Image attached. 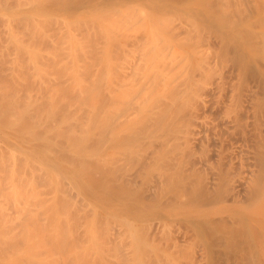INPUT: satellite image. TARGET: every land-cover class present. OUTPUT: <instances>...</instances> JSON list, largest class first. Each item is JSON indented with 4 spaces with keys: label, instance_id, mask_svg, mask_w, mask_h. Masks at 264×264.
<instances>
[{
    "label": "bare ground",
    "instance_id": "obj_1",
    "mask_svg": "<svg viewBox=\"0 0 264 264\" xmlns=\"http://www.w3.org/2000/svg\"><path fill=\"white\" fill-rule=\"evenodd\" d=\"M37 1H39V0H37ZM42 1H44V5H47V6L52 5V4H56L57 6H59V4L61 5V4L65 3L67 0H41V2ZM100 1L101 2H99V1L97 2V0H75L72 3H74L73 5L76 7H73L71 5L72 3L70 4L71 5L70 7H72L71 9H72V11H74L73 9H75V8L79 9L80 7H77V5H79V4L83 5V2L84 3H86V2L90 3L91 2L92 5H95L96 3H98V4L101 3L103 5V2L105 0H100ZM111 1L112 2L115 1V3H120V2H126L127 0L126 1L125 0H122V1L118 0L119 2L116 0H114V1L110 0V3L112 4ZM130 1H128V3L130 2V4H131L135 0L134 1L130 0ZM139 1H141V0H139ZM150 1H152V0H150ZM159 1H161V0H159ZM159 1L156 3L160 4ZM164 1H167V0H164ZM164 1L161 2L160 6L163 5L164 3L165 4L171 3V0H170V2H169V0H168V2H164ZM172 1L173 2L169 6H168V4L166 6L170 8L171 5L178 3L177 6L181 7L180 2H178L177 0H175V2H174V0H172ZM144 2H142L141 4L145 6V4H147L148 0H146V3H144ZM181 2L186 3L187 1L181 0ZM106 3H108V6L111 5V4H109V0ZM135 3L136 2H134V4H132V5H130V7L134 6ZM153 3H154V1H153ZM185 3L182 4L183 8L181 7V9H179L180 7L178 8V7L172 6L171 9L166 8L167 11L164 9L166 12L163 11L164 15L167 12L168 13L173 12V14L170 13V15L171 14L173 15V16L171 15V17L173 19L172 18L169 19V20H172V22H174L173 20L180 21L179 24L178 23L176 24V22H174L176 25L175 24L172 25L171 21H170L171 24L168 22V25L170 28L171 27L173 28V26H175L174 27L175 29H172V30H174V32L170 28H168V26L166 25L167 23L164 22V17H165V19L170 18L169 15H168L169 17L168 16L166 17V15L165 16L163 15V17H162L161 16L162 14H161L160 17L162 19H159L157 17V15L159 14L158 11L160 10L159 9L160 7L158 8L159 10H157L158 14L157 13L155 14L153 12V11L156 12L155 9H157V6L159 4L154 6L155 3L152 4V2H148L149 5L148 4L146 5V7L148 6L147 9L150 8V9H148L147 13L150 14L151 17L154 16V17H152V20H154V21L157 20L156 23L154 22L155 24H149L152 20H150L151 18L149 19V16L145 12V11H147V9L144 6L142 7L141 5H139L140 2H139V4H137V5L141 6V7L138 6V9H136L137 6L132 7V8H135V9H132V10H135V12L137 10H139V12L137 11L136 14L139 13L140 14L139 17H141V18L144 16L143 17L144 19L142 18L143 20H145L146 15H147V18L150 20V21L146 20V21L142 22L140 20V18L138 17V15L134 14V15H136L135 16L136 19L138 17L140 20V23L142 24L141 25L139 22L138 23L134 22L135 25L139 24L143 27L145 26L146 29L151 31L150 27L149 28L146 27L147 26L146 22H147V24H149V26L151 25L152 31H154L155 28L157 29V27H158V29L160 28L159 30L163 32V33L161 32L163 35L161 33H160L161 35H159L158 31H156V30H155V32L157 34L156 33L155 34L160 36L161 39L158 38L159 36H157V38L160 40V42H161V40H163L162 44L164 45V47L161 46L162 44H160V42L158 44L161 47H158V44H154V46L151 45L150 47L147 45L148 46L147 47L146 42H145V45L143 44L142 47L140 48V39L135 37V38H132L131 40H129L128 35H126V34H125V36L122 35V37L124 38L125 44L121 45L120 47H117L118 50H116V53L114 52L116 54V57H114L115 55L112 54L113 50H110L109 56L107 55L108 56L107 61L105 60V62H106L105 67H104L103 62H102L101 66L102 65L103 66L102 67L100 66L99 67L100 69L98 68L99 65H98L97 61L99 58L97 59L96 52H95V55L92 54L91 52H88V51H91L90 49H92V48H90L91 47L90 45L85 44L86 40L88 42L90 41L89 40L90 38L89 39L85 38L90 32L87 28H86L87 30L84 28L87 32L84 31L83 26L85 25V27L89 28V26H88L89 23L87 25V23H86L87 21L85 23H82L84 21H81L78 18L73 19L72 24L75 25L76 21L79 23V24H76L75 26L79 27V25H81L80 23L83 24L80 26L82 28H77L78 30L76 29L75 32L77 33L78 31H80L79 29H81L82 32L84 31L83 33L86 32L87 34L86 33L82 34L81 31L78 32V34L80 35V33H81L86 40H84L85 43L83 42V40L82 41L79 40V39H83L82 35H80V37H82V38H80V37H78L79 35L74 32L71 38L74 37V40H75L78 37V40H75L77 42L74 41L76 44L73 45L74 44L72 41L73 39L72 40H70L71 38L69 39V42L72 41V43H73L72 48L70 46L71 44L68 45L69 43H67V46L70 47L69 50L67 49L68 47L66 48V46H64L66 48V50H65V48L61 44L60 45L62 48L60 46L59 47L62 50H60L59 47H56L57 49L60 50L59 52H62L63 50H65V52L63 51L65 54L62 52L64 55L61 53V56H63V58L60 57V53H57V54L53 53L54 56L56 55L55 57H59V59H60L59 64H61V59H64V57L66 55H68V56H66L67 60L65 61V63L66 62L68 63L69 57H70V59H73V60H74V58L77 59V60L75 59L74 61H71L73 64H70V63L63 64V68H61V69L65 70L69 64L75 65V66L78 65V69H77V66L75 67V69H77V71H74L75 70L74 66L70 67L69 68L70 70L67 68L63 73L65 75H63V76L61 75V78L63 77V80H65L64 77L66 75H69L71 73V70H72L74 74L71 73L70 77L71 78L73 77L74 78L73 80H75L77 78L76 80L78 81V79H80V82L84 83V85L81 83L84 87H87L90 83H92V84L95 83L94 85L96 86V84H97L98 89L96 91L92 90V88H90V87H92L91 86L92 84H90L88 86V88H85V89H84V87L81 86L82 90H81L80 86H77L78 87L77 89H80V91L77 89L74 91L73 87L74 86L76 87V85L79 82L77 83L74 81L75 84H73V81H70L71 79L65 80V81H67V82H65L66 86L65 85H63V86L67 87V83L71 82V85L69 84L70 86H68V88H69V90L73 89L72 94H71V92L66 93L67 95L70 94V96H68V97L72 96L73 98H75L76 94L77 95L82 94V96H83L84 93L87 94V92L89 91L86 89L90 88V92H89L90 95L88 93L89 97H88V95H86V97H83V98H86V101H87L86 104L88 106L85 103H83L86 101H84L85 99L84 100L82 99V96H80L81 100H79L78 99L79 96L76 95V98L79 101L76 99L73 100L72 97L70 98L75 102L81 101L80 103H77L78 105L81 104L80 107H82L84 105L82 108H80L79 106H77V104L75 102L74 103L76 105L73 102H71L72 101L71 100L70 103L67 104L68 106L71 103L74 105V107H72V109H71V106H69V108H68L69 110H71V113L68 114L70 117L67 116V114H65V112L68 111V109H66L68 107L66 105V103L69 102V99H67L68 97L66 98L67 95L64 92L65 90H62L63 86H61V85H60L61 87L57 86L59 84H57L56 81H54V79L56 78L55 80L60 79L59 81L62 82L61 78L57 77V76H59V75H57V70H55L53 68L54 69V73H53V71H52L53 69L51 68V64L53 62H55V61H53L54 56L52 55V53L49 54L47 52L48 53L47 56L49 58L46 57L47 53L41 52L42 49H40L38 51L39 52L38 53L36 51L38 49V47L36 48L35 46H32V44L30 43L32 37H33V40H35V36L37 35L36 33L39 32L40 30H42L43 25L41 28V23L39 21L37 22L36 19H34L33 14L32 15L30 14L33 17H29L28 23H30V19H32L33 21H31V23L33 22L34 24L33 23L32 24L35 27H33L32 25L26 24L28 17H25V16L27 13L21 12V14L19 13L20 19L24 18L25 22H26L25 24L28 25V27L31 26V28H35V30H32L31 28H28V27H25V30H22V29H24V25H25L23 23L24 21H22V19H21V21H22L23 27L20 23L19 24L20 27L18 25L16 26L17 30L15 28H13V29H11V31H9V30H7V29H10L9 26L5 27V28H7L5 31L0 30L3 32V34H7V32L9 34L12 33L10 35L8 34L9 36L4 35L3 37H0V40L6 36H7L6 37L7 39L9 37L10 40L9 39L7 40L6 38H4L2 40L5 41L6 43H7V41H8V43H11V42L14 43L15 46L13 45V47H14V49L16 48V50L18 52H19V50H21V48H22L23 52H26V51L28 52L29 49L34 51L33 54H31L32 57H31V55H29L30 54L29 52H28L29 54L26 52V53H22V54H25V56L22 57L23 56L22 55L21 58L19 57L20 59H18V52L16 54V50H14V49H13L14 52L11 51V55L13 53L14 56L12 55V57H10L11 55L9 53H7L9 55L2 56L4 53H2L1 51L3 49H9V48H5L6 45L1 43L2 40L0 42L1 43L0 46L2 44L4 45V46H1V47H3V49L0 47V53L2 54L1 57H4V58L0 57V59H1L0 66L2 67V69L4 68L3 66H6V65H4L5 62H7V63L11 62L12 64L14 62L15 63L14 66L16 64H18V65H16V67L21 66L20 68L23 69L22 71H24V73H25V69H27V71L31 70L30 71L31 74L33 71L32 75L34 76V78H33V76L30 73H27V74L25 73L27 76H28V74L30 76H28V77L25 76V78H24L23 74L21 75L20 68L19 69L16 68L17 70H15V73L17 71L18 76L19 75L21 76V77L20 76L19 77L21 80H23V82H25V80H26L25 83H22V86H24L25 88L20 86V88L23 91L22 92L19 91V93H18L19 88L16 85H18V84L21 85V84L16 82V80L19 79L16 76L17 74L15 75L14 71L12 73L13 69L11 70V68H14V66L13 65L11 66V63H9V65L7 64L9 67L11 66V68L8 67V69L11 70V71H9V74H5L8 71V69H5L7 66L4 68L5 69L4 71L2 69H0L1 74L3 73L5 75V78L2 76L3 74L0 75V77L2 76V78H3V79H1L2 81H0V83L2 84L0 86V88H1L0 89V95L2 94V96H3V94L5 93L4 97L0 96V98H3L1 100L5 105L4 106L2 104V102H0V105H1L0 110L5 109L7 107L6 105H8L10 102V104L8 105L9 107H7V109L0 111V164L3 165V163H5L4 165L6 167V169H3V167H0L3 169V174L1 173L2 175H0V183L2 184V187L0 185V191H1L0 197L2 195V197L0 198V264H51V261H53L52 263L54 264L55 261L57 259H59V257H56L55 255H53V253L59 255L60 258L62 259V257H61L62 253H57L60 251L62 252V250H60V248H57L59 246L63 248V252H65L64 255L65 256L67 255L66 257L63 256L64 260L67 264H69L70 262H71L70 264H74V263L75 264H79V263L82 264L81 263L82 261L80 259L83 257V254L82 255H80V254L83 253V251H84L83 248L85 246L80 248L78 243L80 244V242L86 240L87 237H89V239H90V237H95L94 239L92 238V241L93 240L95 241V239H96V241L97 240L102 241V240H105L107 238L106 236H104L105 235L104 232H103L104 235H102L103 233H101V232H100L101 234L97 233V235H98L97 238L95 235H92L95 233L94 229H92V228H94L92 222H90V221L88 222L89 223L88 225L90 227L86 224L87 222L84 224L86 226L82 225L85 222L83 220H89L90 219L89 216L86 215L88 213H84V214H80V213L78 214L77 213L76 215H77L78 219L77 218L75 219V217L74 218L72 217V216H74V215H72L73 214L72 211L70 212L69 209L65 206H60L63 209L66 208V209H64V212H62V214L66 213L64 216L67 218V220L72 217L73 219L77 220L78 222L80 219L83 222L80 220V223H81L80 224L71 218L70 219L71 222L68 223V221L64 217H62V220H61V218L59 217V216H61V214H59L60 208L58 206V202L61 199L59 200L58 197H57V200L55 199V196L57 195L56 192L58 191L57 190L58 189L57 183L55 185L52 184V185L48 186V189H50V191H51V188H50L51 186H52V189H54V187H55L56 191H55V189L53 190V193L55 192L54 193L55 196L53 194H52L53 196H51V197H48L45 195L46 197L51 198V200L48 199V200H50V202L48 201V203L46 200V203H47L46 204L44 199L42 198V200L44 201V202H42L40 195H42L43 192L41 191V189H40V191L42 192V194L39 191V188H40L39 185L42 186V183H43V186H45L47 184V183L45 184V182H47V180H48V183H50V184L53 182L55 183L56 179H59V178L63 181L64 178L65 179L67 178L66 177L67 171H69V170L74 171L76 166H80V168H78V169L80 171V174H82V175L85 173H90L89 171L92 168L100 169L102 167L101 169H104V171H105L103 174L104 180H106V177H107V182H108L107 187L115 195H117V194L118 195H133L134 194V188H131L129 185L133 181L134 177L141 175V174H144V176L147 177V171L153 166L154 163H156L160 159V154H164V155L169 156V160H163V162H162V165L165 167V170L169 169L171 167H175L176 169H178L180 171V173L182 174V177H181L182 178V180H181L182 186L184 188H187V186H193L192 174L198 172L201 168H203L202 166L204 163L202 162V158H200L198 161H196L194 164H192V166L186 168V165L183 162H177L176 161V158H175V155L177 153L176 150L177 149H184V148L193 149L196 147L199 149H206L205 147H207L209 144L213 146L212 150H213L214 155H215V151H216L215 157H218V159H216V160L218 161L220 158V160L218 162H216L217 166L220 164V166H218L217 169L221 170L219 183L221 185L225 186L224 191L227 193V196L229 198L228 200H230L231 203L229 202L230 204L226 205L227 207L222 209L223 214H219L218 217L216 216L214 218V220L211 222L216 227L215 228L216 230H214L212 227L207 229V234L212 235V233H215V235L213 236V237H215V239L213 241L209 240L210 243H208V244H207V239H204L203 242L205 244H207L210 247V249H212V247H213V250H215L217 248L216 247L217 246L216 240H217L221 244L220 250H222V252H221L222 255L220 257H217L213 253H210V255H209L210 258H209L208 262H210L211 264H264V256H263L264 255V55H263L264 53H261L260 56L258 54V56H259L258 58L261 59L260 61L261 62L263 61V66H259V65L254 64L253 58L255 55L253 56V53H252L254 51L250 50V48H252V47L248 46V48H247V43L245 41H243V42L240 41V44L238 43V45H240L239 46L240 49H242V50L245 49V51L248 52V59H247L245 64H239V63L235 62L234 60H237L238 56L236 54H234L235 55V59H234V55L232 54V57H231L230 56L231 53H228L229 52L228 50H226L227 51L226 52L224 49L222 52L221 51L219 52L216 48L217 47V45H216L217 44V41H216L217 38L213 37L214 38V40H213L212 36H210V33L206 34L205 33L206 31L204 30V29H206V26L204 27V25L202 23H201V25L203 27L204 33L203 32H202L203 34L201 33L202 27H200L201 26L199 23L200 21L199 20H198V22L196 21L198 19V17L196 15L195 10H193L194 8L192 6H190L188 3H186V4ZM98 4H96V5H98ZM151 4L154 6L153 11H152L153 6H150ZM165 4H164V6H165ZM117 5H116V8H117L116 12L117 11H119L120 13L122 11L125 12V13L123 12V14L121 13L120 15H118V12L116 13L119 17H121V20H123L122 15H124V14L126 15V11H129V13L127 12L129 17H130V15H132V13H130V12H133V11L127 10L129 7V4L127 6L126 3H125V5L123 3V5L126 6L124 10H122V9L118 10V7L120 8V5L119 4H117ZM185 5L186 6L188 5L187 6L188 9L185 7ZM111 6H114V5L112 4ZM191 7L193 9H191ZM141 8H143V9H141ZM173 8H174V10H173ZM175 8H177V10ZM189 9H190V12L188 11ZM75 10H77V9H75ZM149 10L151 11V13L153 15L149 12ZM184 10L187 12L185 13ZM143 11L145 12L146 15H143L144 14ZM180 11L185 13V14L182 13L184 15V17H183V15H181ZM135 12H133V13H135ZM191 12L192 13L194 12V14H192ZM141 14L143 16H141ZM178 14H179V16H178ZM134 15H132L131 18L134 17ZM191 15H193V17H195V15H196V17H195L196 19L193 17L190 18ZM119 17H118V19H120ZM186 17H187V19H185ZM123 18H125L127 21L130 20V19L126 18V16H124ZM155 18H156V20H155ZM175 18H177V19H175ZM192 18H193V20H192ZM182 19H183V22H181ZM189 19L192 20L194 23L192 21L190 22ZM82 20H86V19L82 18ZM126 20L123 21L125 24L121 21L122 24L124 25V27L122 26L123 28H127V26H129L131 24V23L126 22ZM158 21L161 24L157 23ZM166 21H168V20L166 19ZM129 22H133V20L129 21ZM163 22L165 25L164 28H162V26H164ZM189 22L191 23V25H194V24L195 25L194 26L188 25ZM48 23L47 24L50 25V22H48ZM151 23H153V21ZM126 24H127V26H125ZM143 24H145V25H143ZM74 25H72L73 29H74ZM156 25H157V27H156ZM170 25H172V26H170ZM187 25H188V27H187ZM154 26H155V28H154ZM21 27H22V29H21ZM36 27L39 28L40 30L37 29ZM184 27H187L188 29H190V27H191L192 30H194V28H195V31H193V32L198 33L200 31L199 34L204 35V36H205V34L209 35L208 37L205 36V39H206L205 41H206V43L208 42V43H210V45H212V46H208V47L214 46V50L212 52L210 50H208L209 49L208 47H207L208 52L204 51L203 55H204V58H206L205 61L201 62L202 60H204V58L203 59L201 58V57H203L202 54L199 56L200 58L197 57L198 59H200L199 60L200 62L198 60L193 59L195 62L196 61L199 62L197 65L194 61L190 62L191 60L188 59L189 57L187 56L188 57L187 61L190 60L188 62L192 63V65L190 63H188L189 67L191 66L190 67L191 70L190 69H189V71L187 70L188 73H187V71H185L188 74L187 77H182V72H184L183 71L184 68L188 69L187 65H185V67H183V69H182V66H184L182 64L185 62L184 58H182V60H180L181 58L176 59L174 61L170 60L166 63V65L162 66L161 68L158 67L157 64L156 65L153 64V62H155L154 60H153V62L151 61L153 58L152 54H154L153 50L155 49L157 51L156 48H158L159 53H160V50H161V52L163 50V52H164V54H166V56H168L170 54H171V57H177L178 56L179 53L176 50L175 51L173 50V52L171 51L173 49V47H172L173 45L171 46L172 49L169 51L170 47L165 46V44L167 45L168 43H164V41L170 39V38H168L169 34H170V37L172 36L171 34H173L175 37H176V35L180 34L179 35L180 39L182 38L181 42L179 41L180 39H178V36L176 38H174V36H172L173 40L175 39L177 41L178 45H179V42L180 43H184V42L186 43L187 39H189L187 35L188 34L191 35V33H193V32L189 33L190 30L188 31V29L187 28L185 29ZM166 28L169 29L170 32L171 31L172 32L170 33L169 31H167V33L169 32V34H166V32L164 31V30H166ZM183 28L185 29V31L183 30ZM196 28H197V30H196ZM161 29H164V30H161ZM12 30H15V31H13V32H15V36H14V33L12 32ZM29 30H32V32H30V33H32L31 39H30V36H28L30 41L27 40V42H23L21 40H18L19 36H16L17 35L16 32L18 33L20 31L21 32L23 31L25 35L26 34L28 35L29 33H27V32ZM49 30L52 31V28H49ZM51 31H46V33L44 32V35H46V36L48 34L51 35V38L49 36H47V38L50 39V42H51V39L54 40L53 38H55V39L57 37H59V39L62 38V32H60V31H59V33H56V34L54 33V36L52 38V32ZM254 31H256L258 33H256V32L254 33ZM259 31L261 32L262 30H258V31L253 30L252 32L251 31L250 32L256 35V34H260ZM263 31H264V28H263ZM263 31L261 32L263 35L260 34V37H262V38H264ZM2 32H0V33L2 34ZM4 32H6V33H4ZM34 32H36V33H34ZM40 32L38 33V37H39V34H40V36L42 35V37H44L43 36V30ZM49 32H51V34ZM53 32H56V31L53 30ZM182 32L183 33L187 32L186 33L187 35L184 33L185 38H184V35L182 34ZM34 34H35V36H34ZM74 34H76V35H74ZM151 34H154V33H151ZM249 34H247L248 37H249ZM11 35L13 36L12 38H15L14 40H16L17 43H16V41L14 42L13 39H11ZM56 35H57V37H56ZM156 35H155V38H154V35H152L153 37H150L151 35L149 36V38H150L149 41L151 44H153V42L157 43V41H159V40H157ZM164 35H166V36L168 35L167 36L168 39L164 40L165 39ZM251 35L252 34H250V36ZM23 37H26V36H23ZM38 37L36 36V38H38ZM255 37L252 36V38L255 39V41H253V42H255V44H257V42H260L259 45H261V47H264V39L259 37L260 39L263 40V41L262 40L259 41L258 36H257V38H255ZM152 38L154 39V41L152 40ZM249 38H251V37H249ZM40 39L41 38L39 37L38 40H40ZM155 39H156V41H155ZM185 39H186V41H185ZM256 40H257V42H256ZM65 41L68 42V39ZM118 41H119V39H118ZM151 41H153V42H151ZM18 42H20L21 44L23 43L24 44L23 46L27 45L26 48H28V49H26L25 47L23 48V46ZM28 42H29V44H28ZM166 42H171L170 45L171 44H174V45L177 44V43H173L174 41L172 42L171 39H170V41L168 40ZM25 43H27V44H25ZM56 43H57V41H56ZM79 44H80V46H79ZM249 44L250 43H248V45ZM57 45H59V44H54V46H57ZM64 45H66V43H64ZM77 45H78V48H77ZM83 45L89 46L90 49L88 47H86L88 49L84 48ZM19 46H20V49H18ZM33 47H34V49H33ZM73 47H75V49H76L75 51H74ZM80 47H83L84 49L88 50L86 52L91 53L93 57L96 56L94 58H92V56H89V57H91L90 60H92V61H90L91 63L89 62V60L86 59L87 56H85V55H89V54L84 52L85 50L81 48L82 50H84V51H82L80 49ZM151 47H153V48H151ZM56 48L54 47L55 50H56ZM24 49H25V51H24ZM77 50L80 51V53H81L80 55H78L79 51L77 52ZM165 50L168 52V55H167ZM32 51H30V52L32 53ZM72 51H73V53L75 52L74 54H77L78 57L75 55V57L73 58V56H71ZM94 51H92V52H94ZM117 51L119 53H117ZM217 51L219 53H217ZM9 52H10V49H9ZM82 52H83V54H85L84 56L82 55ZM170 52H172L173 54L174 53L175 54L178 53V54H177V56H175ZM213 52H215L216 55H221V56L228 53L230 60L231 59L232 60L230 61L229 59H227V60H229L227 62L226 59L222 58V60H224V65H222V67H218L217 65H215V63L217 60H221V58L220 57L217 58V56H215V54L212 55ZM5 53H6V51H5ZM41 53H43L44 55H42ZM159 53L156 52V54H158L159 56L160 55L164 56V54H162V53L159 54ZM209 53H211V54H209ZM38 54H40V56ZM97 54H98V52H97ZM208 54L210 56L212 55L213 57H216L217 59L214 58L212 61V59H210V58H213V57L212 56L210 57ZM254 54H255V52H254ZM49 55L50 56L52 55L51 56V59H53L52 63L48 62V61H51ZM111 55H114V56H111ZM6 56L7 57L9 56L10 58H12L11 61H10V58L9 57L7 58ZM15 56H16V58H15L16 60H13V58ZM26 56H27V59L29 58V56L33 60L35 59L34 60L35 62L32 61L31 58H29V60H26L24 62L23 58L25 60ZM81 56H83V57H81ZM124 56H127V57H124ZM151 56H152V58H151ZM37 57H39V59H40L39 62H37V60H38ZM41 57H43V59L44 58H46V59L43 60ZM113 57L115 58L114 59L115 62L112 60ZM160 57H158V58H160ZM208 57L210 60L208 59ZM5 58L7 60H4L5 62H3L2 59H5ZM82 58L83 59L85 58L88 62H86V60L84 59L85 61H83L84 63H82V61L80 60ZM17 59L20 60L19 62H23L25 66H27V65L29 66L31 64L30 65L31 69L28 70L29 68L22 67V65L17 63L18 62ZM47 59H48V61H46ZM94 59H97V61ZM116 59H117V62H116ZM121 59H123V60L121 61ZM171 59H173V58H171ZM12 60H13V62H12ZM41 60H43V63H45V62L48 63L49 67L51 69L48 68V64L46 65V63H45V66H46L45 67L43 63H40V62H42ZM55 60H57V58ZM78 60L82 63V65H83L82 67H84V65L86 63H87L86 66L88 64H90L89 71L87 70L89 66H87V67L85 66L87 68L86 70L88 71L89 76H90V74L92 75V77L95 75V74L93 75V73L91 71V70L94 71L92 66H95L94 68L97 70V71H94V73H96L98 75L99 74L104 75L103 77L105 79L102 78V75L101 76L99 75L100 77H98L97 75H95V76L98 77L97 81H101V79L105 81V84H104V86H105L104 90L105 91L103 90L104 87L99 88V86H98V85H101L102 83H104V81H102V83L98 82V83H101V84H98L97 82H95L96 79L94 80L95 76L93 77V79H89V76L87 74L86 75L88 76V79H86L85 73H87V71L85 70V67L84 68L81 67V64ZM93 60L96 62V64L98 66L95 65V62ZM149 60L151 61V63L153 65H151ZM206 60H208L210 62L212 61L211 62L212 65L209 66L210 62H208V61L206 62ZM27 61H28V63H27ZM29 61H30V63H29ZM57 61H59V60H57ZM62 61H64V60H62ZM182 61H184V62H182ZM32 62H34V63H32ZM36 62L38 64V67H37ZM92 62H93V65H92ZM99 62H100V60H99ZM205 62H206V66L204 64ZM23 63H21V64H23ZM56 63H54L55 66L59 65ZM113 63L118 64V65L114 66ZM119 63H120V66H119ZM155 63H157V62H155ZM176 63L178 66L176 65ZM193 63L199 67H195V65ZM200 63H203V64L201 65ZM41 64H43V65H41ZM213 64H214L217 71H215V69L213 68L214 67ZM32 65L35 68L32 67ZM64 65L66 66V68L64 67ZM39 66H41V67L44 66V68L42 67L43 68L42 69ZM52 66L55 67L54 65H52ZM154 66H156V67H154ZM179 66L181 67L182 70L177 69V68H180ZM60 67H62V66L60 65ZM33 68H34V70H32ZM46 68H48V69H46ZM79 68H81L80 69L81 71L84 70L83 73H81V71H79ZM102 68L105 70V73H104V70H102ZM192 68H194V69H192ZM44 69L46 70L47 74L44 73V71H43ZM49 69H50L51 73H53L52 75H51L50 71H47ZM61 69H60V71H61ZM34 71H36V73H34ZM66 71H70V73L66 74ZM100 71H102V73H100ZM218 71L221 74L228 73V78L226 80H220V79H222V75L219 76V78L215 77V74H217ZM39 73L40 74L42 73V76H44V77H41V75ZM48 73H50L51 76H48L49 75ZM76 73L78 75L81 74V76L79 75L76 77L75 76ZM10 74L11 75L14 74L17 77V79L15 80L11 77L6 78L7 77L6 75H10ZM35 74H36V77L38 76L37 79L38 80L41 79L40 82L42 81V83L44 84V85H42L40 83L42 89L37 88L38 91L34 90L35 86L33 87V85L35 83L39 82L36 79ZM43 74H45V75H43ZM55 74L57 75L56 77H55ZM14 75H13V77H15ZM115 75H116V77H115ZM46 76H47V79H46ZM82 76H84V77H82ZM22 77H23V79H22ZM26 77L29 78L31 81H32L31 77L33 79H36L35 81L33 80L35 83L33 81L31 82ZM39 77H41V78H39ZM49 77L52 79L54 78V79L49 80ZM10 78L12 80H9ZM43 78H44V81H43ZM90 78H91V76H90ZM99 78H100V80H99ZM81 79L82 80L84 79L85 81H82ZM87 80L88 81L91 80L92 82H90V81L88 82ZM11 81H14V83L16 82V85L14 83H11ZM20 81L18 80V82H20ZM51 81H53V82H51ZM59 81H57V82H59ZM86 81L88 83H86ZM93 81H94V83H93ZM225 81H227V82L225 83ZM2 82H4V83H2ZM61 82H59V83H61ZM26 83H29V84H26ZM48 83H49V86L45 87V85L46 84L48 85ZM52 83L57 84V85L54 84V85H56V87H54L55 89L52 87L53 86ZM208 83L210 84V86L207 87L206 84H208ZM12 84L15 85L16 87L13 86ZM37 84H39V83H37ZM37 84H36V87H37ZM62 84H64V81ZM25 85L26 86H29V85L32 86V88L30 86L28 87L30 89L34 88L33 90L29 89L31 91V94H33V93L35 94L36 92H39V95H40V92H45V93L49 94L48 90L46 89L47 87H50V89L52 87V89H54L55 91L59 90V87H60V90L64 93L63 95L65 97L64 98H56L57 96L62 97L63 95L53 96V95L59 94V92L56 91L57 92L56 93L53 90V94L51 95L52 89L51 90L49 89L51 93L49 95L45 94L44 96L50 97V95H51V96H53V97H51V99L47 97L48 99L46 100V97L39 96V95H37V93L34 96L31 95L33 97V98H31V96H28L30 94H28V92H25V90L28 89V88L26 89ZM43 86L45 87L44 89H46L45 91H42V90H44ZM71 86H72V88H71ZM38 87H40V85H38ZM94 87H93V89H94ZM68 88H66V91H68ZM233 88H235V89L232 90ZM95 89H96V87H95ZM239 89L241 90V94H240V96H238V99L236 100V98L234 97V94ZM102 90L105 92L104 93L105 95L103 94ZM61 91H60V93H61ZM76 91H79L81 94L79 92H78L79 94L76 93ZM81 91H83V92H81ZM91 91L92 92L94 91L93 92L94 94ZM98 91L99 92L101 91V93L103 94L102 95L101 93H99L101 95V97L98 94ZM218 91L220 93L219 94L220 96L216 95V93ZM24 92L27 94H25ZM54 92L56 94H54ZM21 93H24V94L20 95ZM12 95H14V96H12ZM92 95H94V97H92ZM215 95L219 96V97H217V99H215V97H216ZM22 96H24V97L26 96V97L23 98ZM96 96H97V98H95ZM13 97H15V98H13ZM21 97L25 101L20 99ZM38 97H39V99H38ZM42 97H44L43 99H45L46 101H49V102H50V100H53V98H56L59 100H61V99L66 100L67 99L65 102V106H64V107L67 106L66 108H64V110H66V111H64V113H62L63 117H61L63 122L64 121L67 122V120L72 118L73 115L75 117V115L77 113V112L75 113V111H78L77 115H80L79 112H82L83 117H85V115H86V118H84V120L89 121L90 119H88L87 115H89V114L92 116L97 115L94 113H97L99 106L102 107L103 106L102 104L105 103L103 107H104V110H106L105 111L106 114L103 113V115H105V116H101V124L99 125V126L102 125L101 126L102 130L100 127V133L102 135V140L99 141V143H97V145L101 144V142L104 143V144H102L104 146L99 145L100 149L104 147L105 152L107 153V155H110V157L107 158L105 161L103 160L104 162L96 160V162L98 161V163H96L95 161L94 162L91 161L92 162L91 163L89 160H86V161L79 160L77 155H80L81 153L75 149V143L69 142L70 138L72 137L70 135H71V133H73V131L71 132L72 129L68 130L69 131V133H68V131L67 132L65 131V130H67L66 129L67 127L62 128V129H64V131H61V130L59 131V129H61V127L57 126L56 124L54 126L53 119H55V117H54L55 115L53 116V114H54V112L59 111V109L57 108V105H56L57 100L55 99V103H54L55 105H52L53 102L51 103L52 106L57 108V110H56V108L50 106L49 103L47 104V103L43 102V99H42V101H39ZM99 97L104 98V99L101 100V99H99ZM6 98H10L12 101L8 102L9 99L7 100ZM26 98H27V100H26ZM87 98L88 99L90 98L93 101L89 102ZM210 98L215 99V101L212 103L211 101H213V100H211ZM4 99H6V100L3 101ZM96 99H98L100 101L97 102ZM13 100L16 102H14ZM20 100H22V103L24 102V105L21 103ZM82 100H83V102H82ZM209 100H210V102H209ZM18 101H20V102H18ZM6 102H8V103H6ZM17 102H18V105H16ZM58 102H60V101H57V104H58ZM63 102H64V100H63ZM19 103H21L23 105V107L20 106L21 104H19ZM100 103H101V105H100ZM96 104L98 106H96ZM93 105H95V107ZM3 106L5 108H3ZM16 106L18 108H16ZM76 106H77V109L75 108ZM89 106H91V107H89ZM45 107L47 109L48 108L49 109H48V113L46 112L48 115L44 114L45 115L44 116L43 113L40 114V111L41 112L45 111L46 110ZM50 107H52V109L54 108L55 110H52ZM19 108H22V109H19ZM78 108H79V110H78ZM84 108L88 109L86 112H88V111L91 112V110H92L93 114L84 113L83 112V110L85 111ZM90 108L97 109V111L94 110L95 112H93V109H90ZM234 108H237V110H238L237 115L231 114L232 111L234 110ZM17 109H19L20 112ZM73 109L75 111H72ZM38 110H39V113L37 112ZM17 111H18V113H17ZM51 111L53 113L49 114ZM36 112H37V114H39V117H40V115L44 117V119H43V117L40 118V120H39L40 123H39V121H37L39 118L38 119L36 118L37 122L34 119V117H36V115H37ZM9 113L13 114V115L14 114H16V115L19 114V115L17 117H14L15 115L13 116V115H10ZM59 113H57V114H59ZM34 114H35V116H34ZM63 114H65V116ZM98 114H99V111H98ZM50 115L53 117V119ZM90 115H89V117L91 118L90 121H92L94 119V117H92ZM8 116H9V118H8ZM11 116L14 117L15 119L12 118ZM48 116L50 118H48ZM66 116L69 119L65 118V119H67V120H65L64 117H66ZM78 117H80L78 120L83 121V118H81V116H78ZM102 117H103V119H102ZM6 118H8L7 121L8 122L11 121V123H8L6 121ZM47 118H48V121L52 122L50 124L51 125L53 124V126H51L48 123ZM76 118H77V116H76ZM76 118H74V119H76ZM97 118H98V116H97ZM32 119H34V120H32ZM41 119L43 121H41ZM12 120H13V122H12ZM44 120H46V121H44ZM78 120L76 119V121H78ZM33 121L36 123H33ZM95 121L97 122V120H94V122ZM99 121H100V117L98 118V122ZM44 122H45V124H44ZM46 122L51 126L50 128L48 127L49 125L46 124ZM92 122H90V124ZM98 122L96 124H98ZM43 125H48L47 129ZM87 125H89V123ZM42 126L44 127L46 132L44 131V129L42 130ZM7 128H9V129H7ZM10 128H12V131ZM68 129H69V127H68ZM8 130H10V131H8ZM180 138H183V140H180ZM128 142H131L132 144H134L136 150L143 152L141 154V158L137 159L135 166L131 169V170H133L132 172H129L128 170L130 168L125 166L126 160L131 161L132 159L135 158V156L132 155L133 152L132 153L130 152L131 151L130 147L132 146V144L129 147H125V145ZM11 146L12 147L16 146L18 149V151H17L18 153H15L16 148L13 149ZM127 148L129 151L126 150ZM102 151H104V150H102ZM127 151H128V153L129 152L130 153L127 154ZM7 152L9 153V156L7 155L8 154ZM117 152H119L120 157H118L116 155ZM112 153H114L116 156L113 155ZM5 154L7 157L5 159H3L5 157ZM111 154H112V157H111ZM164 155H162V157ZM131 157H132V159L130 160ZM2 159L3 160L7 159V161L6 162L1 161ZM99 162H101L100 165H98ZM164 162H170L171 164L164 165ZM219 162H221V163H219ZM102 163H103V165H102ZM68 164L71 167L67 168ZM2 165H0V166H2ZM56 165H57V167L55 168ZM97 165H98V167H97ZM211 165H214L215 168L217 167L213 162ZM41 166L45 169V173L42 175L37 174V172H36L37 170L38 171L40 170ZM124 166H125V169H124ZM222 168L224 169V172H222V170H223ZM2 169H0L1 172H2ZM219 173H220V171H219ZM53 177L55 179L52 180ZM59 182H60V180H59ZM59 184H62V183L60 182ZM216 185L217 184L214 181V179H210V180L206 179L205 191L208 192V191H211V189L213 190V187H215ZM62 186H64V184ZM139 188H141V187L139 186ZM136 190H137V188H136ZM197 192H201V190H198ZM43 196H44V194L42 195V197ZM52 197H53V200H52ZM172 198L174 199V202H175V200L177 201L179 199V197H177L175 195H172ZM61 203L66 205V206H69L70 202L67 203V201H66V204H65V201H63ZM62 204L59 203V205H62ZM225 204H226V202L224 203V205ZM65 210H66V212H65ZM67 214H69L71 217H67V216H69ZM92 217L95 218L96 216L92 215ZM64 219H65V222H64ZM223 220L226 221L225 224L227 225L228 230H226V225L224 224V222L221 223ZM91 221H92V219H91ZM62 222H64V223H62ZM60 223H61V225L62 224L63 225L60 226ZM70 223H72V224H70ZM76 223L79 225H76ZM65 224L67 226H64ZM69 224H70V226H69ZM223 224H224V226H223ZM81 225L84 227V229ZM94 225H95V222H94ZM80 226L82 227L81 230H79L81 228ZM91 226H93V227L91 228ZM64 227H66V229L62 230V229H64ZM67 227H70V228L72 227L71 228L72 233L69 232L71 230H68ZM77 227H79V229ZM85 227H87V229H88L87 231H86ZM217 227H222L224 230L223 229L220 230L221 228H217ZM73 230H75V231H73ZM63 231H64L65 236L63 234ZM91 231H93V232H91ZM61 232H62L63 237L61 236ZM73 232H76V233H74L75 235L76 234L79 235L77 239H76V236L73 234ZM80 232L82 233V237L85 233H86V236L87 235L88 236L86 238L84 236L85 239H83L82 237H80L81 236ZM66 233H67V235H66ZM70 233L73 234L72 236H75V237L74 238L70 237L71 236ZM66 236H67L68 240L66 239ZM99 236L102 238L98 239ZM71 238H73V240H77V242L75 241L76 243H74V241ZM80 238H82L83 240L80 241L79 240ZM202 238H204L203 234H202ZM208 238H209V235H208ZM212 238H209V239H212ZM64 240H65V243L67 242L68 245L70 244L71 246L69 245L70 247L68 246V248H67V246L65 247L64 246V244H65ZM88 241H89L88 245H90L91 240H87V242ZM83 243L85 244V241ZM86 245H87V243H86ZM80 246H82V245L80 244ZM90 246H92V244ZM46 247H47V249L50 247V249H52L53 253H51L52 251L50 252L49 249H48V251L43 252V250H46L45 249ZM75 247H76V249H77V247L80 248V250L78 249L79 255L78 254L76 255V256H78V258L76 256H74L75 254H73L74 253L73 251H77V250H75ZM87 247L88 246H86V248ZM64 248H67V249H64ZM70 248H72L71 249L72 251H69ZM226 248H227V254L224 252ZM81 249L83 251H81ZM85 250L87 251L88 248ZM67 251L69 252L68 254H67ZM79 251H81V252L79 253ZM49 253L52 254V257ZM91 253L92 252H90L88 254L91 255ZM261 253H262V255H261ZM72 255H73V257H72ZM260 255L263 258H261ZM53 256H55L56 259ZM68 256H70V257H68ZM79 256H80V259H79ZM42 257L43 258L45 257V258L43 259ZM47 258L51 259L50 263L48 260H46ZM53 258H54V260H53ZM69 258H71V259H69ZM73 258L74 259L77 258L76 261L78 263L75 262ZM61 259H59V261H56L57 263H55V264H59V262H62L60 264H66L65 262L63 263V259L62 260ZM72 260L74 263L72 262ZM82 260H83V264H89L90 263V262L86 263L83 258H82Z\"/></svg>",
    "mask_w": 264,
    "mask_h": 264
},
{
    "label": "rangeland",
    "instance_id": "obj_2",
    "mask_svg": "<svg viewBox=\"0 0 264 264\" xmlns=\"http://www.w3.org/2000/svg\"><path fill=\"white\" fill-rule=\"evenodd\" d=\"M75 0H67L65 3H63V4H59V6H57L56 4H52V5H49V6H47V5H44V1H42L41 2V0H39V1H37V0H0V30H2V31H5L7 28H5L6 26L8 27H10V29H7V30H9V31H11V29H13V28H15L16 30H17V25L19 26V24L21 23V25H22V27H23V24H22V21H24L23 23L25 24L26 22H25V19L23 20L22 18V21H21V19H20V17H19V15L21 14V12L23 13V12H26L27 14H26V16L25 17H28L27 18V23L26 24H28V25H32L33 26V24L31 23V21H33L32 19H30V23H28V20H29V17H33V16H31L32 14L34 15V19H36V21L38 22H40L41 23V28H42V25H43V28H42V30H43V36L44 37H42V35L40 36V34H39V37L41 38L40 40H38L39 39V37H38V33L40 32V31H42V30H40L39 28H37V29H39L38 31L39 32H34V33H36L37 35V37L38 38H36V36H35V34H34V36H35V40H33V37H32V33H30V32H32V30H35V28H31V26L30 27H28V25H24V29H22V27H21V29L22 30H25V27H28V28H31L32 30H29L27 33H29L28 35L26 34H24V32L22 31H20V32H16V36H19V39L18 40H21V41H23V42H27V40L28 41H30V39H31V37H32V39H31V44H32V46H35L36 48L38 47V49L36 50L37 52L40 50V49H42L41 50V52H43V53H52V55L54 56V54H57V53H60V57L61 58H63V56H61V53L64 51L65 52V50H66V48L69 50L70 49V47L69 46H67V43H69L68 45H70L71 46V48H72V46L73 45H75L76 43L75 42H77V41H75V40H78V37H80V35H82V34H85L87 31V29L89 30V36L87 37H85V38H87V39H89L90 41L88 42L84 37H83V35H82V37H83V39H79V40H83V42H84V40H86V43L85 44H87V45H90L91 47L90 48H92V49H90L89 48V46H84V48H86V47H88L91 51H88V50H86V49H88V48H86V49H84L83 47H80V49L82 48V49H84V50H82V51H84V52H86V51H88V52H91L92 54H94L95 55V52H96V56H97V59H98V61H97V59H94V60H96L97 62H98V65L96 64V62H95V65H97L98 66V68L101 66V64H102V62H103V65H104V67H105V65H106V62H105V60L107 61V57L109 56V52H110V50H113V53L112 54H114V55H111V56H114V57H116V50H118V48L117 47H120L121 45H124L125 44V42H124V38L122 37V35H124L125 36V34L126 35H128V37H129V40H131L132 38H135V37H137L138 39H140V48L142 47V45L144 44L145 45V42H146V46L148 45L149 47L152 45V46H154V44H158L159 42H160V40L158 39V38H160V36L159 35H161L163 32L162 31H160L159 29H158V27H157V25H156V27H157V29L155 28V26H154V31H152V28H151V25L149 26V24H155L156 23V18L158 17L159 19H162L161 17H160V15L163 17V11H167V9L166 8H169V7H167L166 5L168 4V6L173 2L172 0H171V3L169 4V3H167V4H165V6H164V4L163 5H161L160 6V4H161V2H163L164 0H161V1H159L160 2V4L159 3H156V2H158L157 0L155 1V0H152V1H150V0H148V2H152V4H154L155 3V5L154 6H156L157 4H159L158 6H157V9H155L156 10V12L155 11H153V9H154V6L151 4L150 6H153V8H152V11L156 14H158V12H159V16L157 15V17L155 18V20L156 21H154V20H152V17H154V16H152L151 17V15L150 14H148L147 12H148V9H150V8H148L147 9V7H146V5L148 4V2H147V4H145V6L144 5H142L141 3L142 2H144V3H146V0H141V1H139V0H132V1H134V2H136L135 3V7H136V9H138V6L139 5H141L142 7L144 6L146 9H147V11H145L146 12V14L149 16V19L150 20H152L153 21V23H149V24H147V22H146V27L147 28H149L150 27V29H151V31H149L148 29H146L145 28V26L143 27V26H141L142 24L140 23V20L143 22V21H146V20H149L148 18H147V15L145 14V12H144V14L143 15H146V18H145V20H143L144 18V16L141 14V16H143L142 18L141 17H139V13H137L136 14V12L138 11L139 12V10H137L136 12H135V10H132V9H135V8H132V7H134V6H132V7H130V5H132V4H134V2H132L131 4H130V0H125L126 2H120V3H115V1L114 2H112V4L114 5V6H111L112 4L110 3V0H109V4H111V5H109L108 6V3H106V2H108V0H105L104 2H103V5L101 4H98V3H96V4H98V5H92L91 4V2L90 3H88V2H86V3H84L83 2V5H81V4H79V5H77L76 3V5H77V7H80L79 9L78 8H75V9H77V10H75V9H73L74 11H72V7H70L71 5L73 6V7H76V6H74L73 4L74 3H72V2H74ZM101 2L100 0H97V2ZM116 1H118V0H116ZM120 1H122V0H120ZM128 1H130L129 3H128ZM153 1H154V3H153ZM178 2H180L181 3V7L183 8V5L182 4H184L185 2H181V0H177ZM176 1V2H177ZM183 1H185V0H183ZM187 2L186 3H188L190 6H192L191 7V9H193V10H195V12H196V15H197V17H198V19L196 20L197 22H198V20L200 21L199 23H200V25H201V23L204 25V27L206 26V29H204L206 32V34L208 33H210V36H212V39L214 40V38L213 37H216L217 39H216V41H217V50L220 52H222L224 49H225V51L226 50H228L229 52L228 53H231L230 54V56L232 57V54L234 55V54H236L237 56V60H234L235 62H237V63H239V64H245L246 63V61H247V59H248V52L247 51H245V49H240V45H238V43L240 44V41H245L246 43H247V48H248V46L249 47H252V48H250V50L251 51H254L255 52V54H254V52H252L253 53V56H254V58H253V61H254V64L255 65H259V66H263V61L261 62L260 60L261 59H259L258 57L260 56V54L261 53H264V47H261V45H259L260 44V42H257V40H256V42H257V44H255V42H253V41H255V39L254 38H252V36L253 37H255L256 35L258 36V38L260 37V34H262L261 32L263 31V28H264V0H186ZM39 2V3H38ZM41 2V3H40ZM119 2V1H118ZM139 2H140V4H139ZM164 2H168V0L167 1H164ZM169 2H170V0H169ZM174 2H175V0H174ZM72 3V4H71ZM123 3H124V5H125V3H126V5L128 6V4H129V7H128V9L127 10H131V11H133V12H135V13H133V12H130V13H132V15H134V14H136V15H138V17L140 18V20H139V18L137 17V19H136V15H134V17H132L131 18V16L132 15H130V17L128 16V14H127V12L129 13V11H126V15L124 14V15H122V19L123 20H121V17H119L118 15H120L121 13L123 14V12L124 11H122L121 13L119 12V11H117L118 12V15L116 14L117 12H116V5L117 4H119L120 5V8L118 7V10L120 9H122V10H124L125 9V7L126 6H124L123 5ZM179 3V4H180ZM185 3V4H186ZM71 4V5H70ZM107 4V5H106ZM137 4H139V5H137ZM150 4V3H149ZM148 4V5H149ZM174 4V3H173ZM178 4V3H177ZM177 4H174V5H171L170 6V8L169 9H171V7L172 6H175V7H180V6H177ZM105 5V6H104ZM123 7H122V6ZM118 6V5H117ZM141 6H139V7H141ZM188 6V5H187ZM186 5H185V7L188 9V7H187ZM189 6V7H190ZM160 7V8H159ZM165 7V8H164ZM181 7L179 8V9H181ZM160 10H159V9ZM162 8V9H161ZM185 8V9H186ZM141 9H143V8H141ZM165 9V10H164ZM176 10H177V8H175ZM145 10V9H144ZM157 10H159L158 12H157ZM173 10H174V8H173ZM172 10V11H173ZM175 10V11H176ZM165 11V12H166ZM183 11V10H182ZM182 11H180V13H181V15H183L182 13H184V12H182ZM185 11V10H184ZM189 12H190V9L188 10ZM192 11V10H191ZM149 12L151 13V11L149 10ZM187 11H185V13H186ZM188 12V13H189ZM20 13V14H19ZM125 13V12H124ZM141 13V12H140ZM168 13V12H167ZM165 14L166 15V17L169 15L170 16V18H166L168 21H166V19H165V17H164V22H166L165 24L168 26V28H170L169 27V25H168V22L171 24V22H172V20H169V19H171L172 17H171V15L173 14V12H170V13H172L171 15H170V13H168V14ZM176 13V12H175ZM174 13V14H175ZM178 13V12H177ZM184 13V14H185ZM192 13V12H191ZM190 13V14H191ZM25 14V13H24ZM31 14V15H30ZM152 14V13H151ZM192 14H194V12L192 13ZM23 15V14H22ZM153 15V14H152ZM164 15V16H165ZM180 15V16H181ZM189 15V14H188ZM187 15V16H188ZM196 15H195V17H196ZM24 16V15H23ZM124 16H126V18H128V19H130V20H126L125 18H123ZM168 16V17H169ZM173 16V15H172ZM177 16V15H176ZM178 16H179V14H178ZM19 17V18H18ZM22 17V16H21ZM118 17L120 18V19H118ZM183 17H184V15H183ZM191 17H193V15H191L190 16V18ZM195 17H193V18H195ZM76 18H78L79 20H81V21H84V22H82V23H85L86 21V23H87V25H88V23H89V28L88 27H85V25L83 26V30L84 31H86L85 33H83L82 32V30L81 29H79L81 32H82V34L80 33V35L78 34V32H80V31H78L77 33L75 32V30L77 29V28H82V27H80L81 25H83L82 23H80L81 25H79V27H77V26H75L76 24H79L77 21L75 22L76 24L74 25V24H72L73 22H72V20L73 19H76ZM81 18V19H80ZM82 18H84V19H86V20H82ZM193 18H192V20H193ZM154 19V18H153ZM173 19V18H172ZM175 19H177V18H175ZM185 19H187V17L185 18ZM196 19V18H195ZM19 20V21H18ZM119 20V21H118ZM126 20V22H128V23H131L129 26H127V24L125 25V26H127V28H123L124 27V25L122 24V22L123 21H125ZM133 20V22H129V21H132ZM149 20V21H150ZM190 20V19H189ZM192 20H190V22L192 21ZM122 21V22H121ZM160 21V20H159ZM159 21L157 22V23H159ZM163 21V20H162ZM171 21V22H170ZM174 22H176V24L178 23H180V21H177V20H173ZM185 21V20H184ZM195 21V22H196ZM35 22V21H34ZM48 22H50V25H48L49 23ZM134 22H136V23H140L141 25H139V24H136L135 25V23ZM155 22V23H154ZM164 22H163V25H164ZM174 22H172V25L173 24H175ZM181 22H183V19L181 20ZM188 22V21H187ZM189 22V24L188 25H191V23ZM193 22V21H192ZM39 23V24H40ZM48 23V24H47ZM124 23V22H123ZM134 23V24H133ZM194 23V22H193ZM125 24V23H124ZM159 24H161V23H159ZM175 24V25H176ZM197 24V23H196ZM5 25V26H4ZM72 25H74V29L72 28ZM143 25H145V24H143ZM172 25H170V26H172ZM181 25V24H180ZM185 25V24H184ZM188 25H187V27H188ZM195 25V24H194ZM194 25H191V26H194ZM40 26V25H39ZM123 26V27H122ZM162 26V25H161ZM160 26V27H161ZM20 27V26H19ZM18 27V28H19ZM33 27H35V26H33ZM153 27V26H152ZM165 27V25L164 26H162V28H164ZM175 26H173V28L171 27L170 29L172 30V29H175L174 28ZM187 27H184L185 29L187 28ZM196 27V26H195ZM200 27H202V25L200 26ZM27 28V29H28ZM49 28H52V31L51 30H49ZM86 30H85V29ZM121 28V29H120ZM183 28V30L185 31V29ZM20 29V28H19ZM48 29V30H47ZM188 29V28H187ZM53 30H55L56 32H53ZM78 30V29H77ZM155 30L156 31H158V34L159 35H156L157 33L155 32ZM161 30H164V29H161ZM190 30V31H189ZM191 29V27H190V29H188V31H189V33L190 32H193V31H195V28H194V30H192ZM196 30H197V28H196ZM199 30V29H198ZM203 30V27H202V30H201V33L204 31ZM253 30H262L261 32H260V34H253V33H251ZM2 31H0V32H2ZM13 31H15V30H12V32ZM19 31V30H18ZM46 31H51L52 32V38H53V36H54V33L56 34V33H59V31L60 32H62V38H60L59 39V37H57V35H56V39L55 38H53L54 40H52L51 39V42H50V39L49 38H47V36H49L50 38H51V35H44V32L46 33ZM160 31V32H159ZM165 32H166V34H169V29H167L166 28V30H164ZM167 31H169L168 33H167ZM173 32H174V30H172ZM171 31V32H172ZM187 31V30H186ZM187 31V32H188ZM251 31V32H250ZM7 32V31H6ZM6 32H4V33H6ZM51 32H49L50 34H51ZM76 33V34H78L79 36L77 37V39H75L74 40V37L73 38H71L72 37V35H73V33ZM162 32V33H161ZM170 32V33H171ZM176 32V31H175ZM187 32H184L185 34L187 33ZM200 32V31H199ZM199 32L197 33V32H193V33H191V35H187L188 36V38L189 39H187V42L185 43H180L181 42V40H182V38L180 39V34L179 35H176V37L178 36V39H180L179 41V45H178V43H177V41L174 39L173 40V38H172V36H174L173 34H171L172 36L170 37V34H169V36H168V38H170L171 39V41L173 42V43H177V44H171L170 45V43L171 42H166V41H170V39H168L167 38V36L166 35H164L165 37V39L164 40H166V39H168V40H166V41H164V43H168L167 45L165 44V46H169L170 48H169V51L172 49V47H173V49L171 50L172 52H173V50L175 51H177L178 53V56H177V54H173L172 52H170V53H172L173 55H175V56H177V57H171V54L170 55H168V52L166 51V53H167V55L168 56H166V54H164V52H163V50H162V52H161V50H160V53H162V54H164V56H159L158 54H156V52L157 53H159L158 52V48H156L157 49V51L155 52L154 50H153V53L155 54H152L153 55V58H152V56H151V58H152V62H153V60L155 61V62H157V63H155V62H153V64H157L158 65V67H162V66H164V65H166V63L168 62V61H174V60H176V59H179V58H181L180 60H182V58H184L185 59V62L184 61H182V62H184L182 65H184V66H182V69H183V67H185V65H187L188 66V69H185L184 68V72H182V77H187L188 76V71H189V69H190V67H189V64L188 63H190V62H192V61H194V60H200V59H198L197 57H199L201 54H202V56L203 57H201L202 59L204 58V51L205 52H208V50H210L211 52L214 50V46L213 47H208V46H212V45H210V43H206V39H205V36H209V35H206L205 34V36L204 35H201V34H199ZM256 31H254V33H255ZM14 33V36H15V32H13ZM41 33V32H40ZM151 33H154V34H151ZM156 33V34H155ZM161 33V34H160ZM183 32H182V34L184 35V38H185V34H184ZM204 33V32H203ZM202 33V34H203ZM252 34L251 36H250V34ZM256 33H258V32H256ZM263 33H264V31H263ZM9 33L7 32V34H3V32H2V34L0 33V37H3L4 35H8ZM10 34H12V33H10ZM9 34V35H10ZM31 34V35H30ZM76 34H74V35H76ZM87 34V33H86ZM181 34V35H182ZM247 34H249V37H251V38H249L248 37V35ZM8 35V36H9ZM61 35V34H60ZM59 35V36H60ZM151 35V36H150ZM152 35H154V38H155V35H156V38H157V36H159L158 38H157V40H159V41H157V43H154L153 41H154V39L152 38V40L153 41H151V42H153V44H151L150 43V38H149V36L150 37H153ZM163 35V34H162ZM182 35V36H183ZM263 35V34H262ZM261 35V36H262ZM23 36H26V37H23ZM28 36H30V39H29V37ZM181 36V37H182ZM257 36L255 37V38H257ZM7 37V36H6ZM6 37H4V38H6ZM13 36L11 35V39H15V38H12ZM75 37V38H76ZM82 37H80V38H82ZM175 36H174V38H176ZM246 37V38H245ZM4 38H2V39H4ZM18 38V37H17ZM71 38V39H70ZM211 38V37H210ZM260 38H262V37H260ZM259 38V41H261L262 39H264V38H262V39H260ZM1 39V40H2ZM7 39V38H6ZM5 39V40H6ZM8 39L10 40V38L8 37ZM7 39V40H8ZM68 39V42L67 41H65V40H67ZM69 39L70 40H72L73 41V43H72V41L71 42H69ZM116 39V40H115ZM118 39H119V41H118ZM161 39V38H160ZM163 39V38H162ZM254 39V40H253ZM1 40H0V42H1ZM6 40V41H7ZM38 40V41H37ZM16 40H14V42H15ZM33 41V42H32ZM56 41H57V43H56ZM75 41V42H74ZM155 41H156V39H155ZM176 41V42H175ZM185 41H186V39H185ZM209 41V40H208ZM263 41V40H262ZM88 42V43H87ZM210 42V41H209ZM212 42V41H211ZM244 42V43H245ZM1 43H3L4 45H6L5 46V48H9L10 49V52H9V49H3V47H1V46H4L3 44L0 46L3 50L1 51L2 53H4L3 55L0 53V57H1V55L2 56H4V55H11V51L12 52H14V50H16V48L14 49V47H13V45H14V43H8V41H7V43L5 42V41H3L2 40V42ZM0 43V44H1ZM16 43H17V41H16ZM18 43H20V42H18ZM64 43H66V45H64ZM81 43V42H80ZM83 43V44H84ZM163 43V40H161V42H160V44H162ZM245 43V44H246ZM248 43H250L249 45H248ZM21 44V43H20ZM25 44H27V43H25ZM28 44H29V42H28ZM54 44H59V45H57V46H54ZM64 47V46H66V48H65V50H63L62 52H59L60 50H62V49H60V47H61V45ZM73 44V45H72ZM78 44V43H77ZM212 44V43H211ZM18 45V44H17ZM22 46L24 45L23 43L21 44ZM56 48V47H59V49H57L56 48V50L54 49V47ZM173 45V46H172ZM15 46V45H14ZM27 46V45H26ZM26 46H23V48L25 47L26 48ZM31 46V45H30ZM79 46H80V44H79ZM147 46V47H148ZM157 46V45H156ZM155 46V47H156ZM162 47H164V45L162 44L161 45ZM159 44H158V47H161ZM172 46V47H171ZM76 47V46H75ZM75 47H73L74 48V51L76 50L75 49ZM154 47V48H155ZM207 47L209 48L208 50H207ZM62 48V47H61ZM63 48V49H64ZM77 48H78V45H77ZM151 48H153V47H151ZM168 48V47H167ZM14 49V50H13ZM18 49H20V46H19V48ZM26 49H28V48H26ZM33 49H34V47H33ZM95 51H94V50ZM160 49V48H159ZM258 51H257V50ZM6 51V53H5V51ZM21 50H22V48H21ZM21 50H19V52L16 50V54H17V52H18V59H20L21 58V56L22 57H24L25 56V54H22V53H26V52H23V50L21 51ZM67 50V51H68ZM120 50V49H119ZM216 50V49H215ZM4 51V52H3ZM8 51V52H7ZM21 51V52H20ZM24 51H25V49H24ZM30 51H32L31 49H29L28 50V52L30 53H28L29 55H31V54H33V52L34 51H32V53L30 52ZM66 51V52H67ZM79 50H77V52H78ZM92 51H94V52H92ZM217 51V53H219ZM63 52V53H64ZM69 52V51H68ZM71 52V51H70ZM88 52H86L87 54H89V55H85V54H83V52H82V55L84 56H87V60H89V62L90 61H92V60H90V58L91 57H89V56H92V54L91 53H88ZM97 52H98V54H97ZM108 52V53H107ZM115 52V53H114ZM144 52V51H143ZM216 52V51H215ZM215 52H213L212 53V55H214L215 54ZM227 52V51H226ZM258 52V53H257ZM7 53H9V54H7ZM39 53V52H38ZM43 53H41L42 55H44ZM48 53L46 54V57H48L47 55H48ZM54 53V54H53ZM62 53V54H63ZM72 53H73V51H72ZM71 53V56H73V58L75 57V55L77 56V54H72ZM117 53H119L118 51H117ZM159 53V54H160ZM224 53V52H223ZM228 53L227 54H224V55H216L215 54V56H217V58H221V60H217L216 61V63H215V65H217L218 67H222V65H224V60H222V58L223 59H229L230 60V57L228 56ZM65 54V53H64ZM63 54V55H64ZM81 53H80V51H79V54L78 55H80ZM91 54V55H90ZM111 54V53H110ZM209 54H211V53H209ZM208 54V55H209ZM258 54H259V56H258ZM12 55H13V53H12ZM12 55L10 56V57H12ZM39 56H40V54H38ZM51 55V56H52ZM108 55V56H107ZM120 55V54H119ZM158 57H160V58H158ZM211 55V56H212ZM264 55V54H263ZM14 56V55H13ZM50 56V55H49ZM51 56H50V59H51ZM56 56V55H55ZM54 56V60L53 59H51V61H48V59L46 60V61H48L49 63L51 62H53V61H55V62H53L52 64H51V68L53 69H55V70H57V75H59V76H57L56 74H55V77L57 76V77H60L61 78V75L63 76V75H65V74H63L64 73V71L68 68H70V67H72V66H74V69H75V67L77 66V69H78V65H70V64H73L71 61H74L76 58H74V60L73 59H70V57L68 58L69 60H68V63H70L68 66H67V68H66V66L64 65V67L66 68L65 70L64 69H61V68H63V64H68L67 62L65 63V61L67 60V58H66V56H68V55H66L65 57H64V59H61V64H59L60 63V59H59V57H55ZM83 56H81V57H83ZM96 56H94V57H96ZM118 56V55H117ZM121 56V55H120ZM128 56V55H127ZM127 56H124V57H127ZM189 58H188V57ZM207 56V55H206ZM210 56V55H209ZM210 56V57H211ZM262 56V55H261ZM7 57V56H6ZM9 57V56H8ZM7 57V58H8ZM9 57V58H10ZM20 57V58H19ZM31 57H32V55H31ZM30 56H29V58H31ZM45 57V56H44ZM78 57V56H77ZM93 56H92V58H94ZM113 57V61L115 62V58ZM129 57V56H128ZM213 57V56H212ZM1 58H4V57H1ZM16 58V56L13 58V60H16L15 59ZM29 58L27 59V56H26V59L24 60V58H23V61L25 62L26 60H29ZM35 58V57H34ZM38 58V60H37V62H39V57H37ZM42 59H43V57H41ZM49 58V57H48ZM57 58V60H59V61H57V60H55ZM80 58V57H79ZM84 58V59H85ZM110 58V57H109ZM112 58V57H111ZM119 58V57H118ZM122 58V57H121ZM170 58V59H169ZM171 58H173V59H171ZM187 58L188 59H190V60H188V61H190V62H188L187 61ZM196 58V59H195ZM200 58V57H199ZM214 58H216V57H213V58H210V59H212V61H213V59ZM216 58V59H217ZM11 59L12 58H10V61H11ZM17 59V60H18ZM32 59V58H31ZM44 59H46V58H44ZM43 59V60H44ZM49 59V60H50ZM83 59V58H82ZM82 59H80L81 61H82V63H84L83 61H85L84 59L82 60ZM124 59V58H123ZM123 59H121V61L123 60ZM194 59V60H193ZM201 59V60H202ZM205 59L206 58H204V60H202L201 62H203V61H205ZM208 59H209V57H208ZM209 59V60H210ZM215 59V60H216ZM234 59H235V55H234ZM3 60V62H5L4 60H7L6 58L5 59H2ZM9 60V59H8ZM13 60H12V62H13ZM35 60V59H34ZM33 59H32V61H34ZM43 60H41L42 62H40V63H43ZM53 60V61H52ZM62 60H64V61H62ZM77 60V59H76ZM86 60V62H88ZM99 60H100V62H99ZM229 60H227V62L229 61ZM232 60V59H231ZM230 60V61H231ZM20 60H18V62L17 63H19L20 65H22V67H26V68H29L28 70H30L31 69V64L27 67V66H25L24 65V63L23 62H19ZM22 61V60H21ZM31 61V60H30ZM30 61H29V63H30ZM79 61V60H78ZM151 61L149 60V62L151 63ZM179 61V60H178ZM208 60H206V62H207ZM211 61V62H212ZM0 62H1V59H0ZM9 62V61H8ZM35 62V61H34ZM34 62H32V63H34ZM37 62H36V64H37ZM45 62V61H44ZM57 62V63H56ZM76 62V61H75ZM80 62V61H79ZM78 62V63H79ZM105 62V63H104ZM116 62H117V59H116ZM120 62V61H119ZM195 62V61H194ZM200 62V61H199ZM199 62H195L196 63V65L199 63ZM206 62L204 63L205 64V66H206ZM208 62H210V61H208ZM211 62H210V65L209 66H211L212 64H211ZM215 62V61H214ZM9 63H11V62H9ZM9 63H7V62H5L4 63V65H6V66H3L5 69H8V65H9ZM21 63H23V64H21ZM27 63H28V61H27ZM39 63V64H40ZM46 63V62H45ZM45 63H43L44 64V66H45ZM54 63H56V64H59V65H57V66H55V64ZM77 63V64H78ZM82 63L80 62V64H81V67L83 66L82 65ZM91 63V62H90ZM100 63V64H99ZM170 63V62H169ZM175 63V62H174ZM181 63V62H180ZM231 63V62H230ZM229 63V64H230ZM3 64V63H2ZM8 64V65H7ZM14 62H13V64L11 63V66L13 65L14 66ZM43 64H41V65H43ZM48 63H46V65H47ZM75 64V63H74ZM87 64V63H86ZM86 64L84 65V67L86 66ZM152 63H151V65H153ZM179 64V63H178ZM191 65H192V63H190ZM194 64V63H193ZM201 65L203 64V63H200ZM16 65H18V64H16ZM16 65L14 66V68H11V66L9 67V68H11V70H12V73H13V71H14V73H15V70H17V69H19L21 66H17L16 67ZM24 65V66H23ZM34 65V64H33ZM32 65V67H34ZM52 65H54L55 67H53ZM60 65L62 66V67H60ZM92 65H93V62H92ZM102 65V66H103ZM113 65L115 66V65H118V64H114L113 63ZM176 65H177V63H176ZM195 65V64H194ZM195 65V67H199V66H196ZM44 66H42L43 68H44ZM80 66V65H79ZM87 66H89L88 67V69L86 68ZM86 67H85V70L87 69L88 71H89V68H90V64H88ZM101 66V67H102ZM119 66H120V63H119ZM178 66V65H177ZM213 66H214V64H213ZM216 66V67H217ZM258 66V67H259ZM37 67H38V64H37ZM39 67H41V66H39ZM41 67V68H42ZM46 67V66H45ZM84 67H82V68H84ZM93 67V69H94V71H97L94 67L95 66H92ZM103 67V68H104ZM154 67H156V66H154ZM180 67V66H179ZM2 69V67L0 66V69H2L3 71L5 70V69ZM17 68V69H16ZM35 68V67H34ZM34 68L32 69V70H34ZM42 68V69H43ZM48 68H50L49 67V64H48ZM48 68H46V69H48ZM50 68V69H51ZM102 68V70H104ZM187 68V67H186ZM214 69H215V71H217L216 70V68H215V66L213 67ZM25 69V68H24ZM37 69V68H36ZM41 69V70H42ZM50 69L49 70H47V71H50ZM54 69L52 70L53 71V73H54ZM60 69H61V71H60ZM77 69H75L74 71H77ZM81 68H79V71H81L80 70ZM100 69V68H99ZM177 69H181V67L180 68H177ZM181 69V70H182ZM192 69H194V68H192ZM10 69H8V71H7V73H5V74H9V71H11ZM23 69H21L20 68V71H21V75L23 74V76H24V78H25V76H27L26 74L27 73H30V71H27V69H25V73H24V71H22ZM63 70V71H62ZM70 70V69H69ZM86 70V71H87ZM91 70V69H90ZM188 70V71H187ZM191 70V69H190ZM219 70V69H218ZM221 70V69H220ZM19 71V70H18ZM44 71V73H46V70L44 69L43 70ZM84 71V70H83ZM83 71H81V73H83ZM88 71H87V73H85V75L87 74H89L88 73ZM92 71V73H93V75L95 74V75H97L98 77H100L101 75H102V78H104L103 76V74H96V73H94V71L93 70H91ZM185 71H187V73L185 72ZM191 72V71H190ZM11 73V74H12ZM34 73H36V71H34ZM50 73H51V71H50ZM50 73H48L49 75L48 76H51L53 73H51V75H50ZM60 73V74H59ZM62 73V74H61ZM69 74L70 73V71H66V74ZM71 73H73V71L71 70ZM71 73L69 74V75H66L64 78H65V80H70V81H73V84H75V82H79L77 85H76V87L74 86L73 87V89H74V91L78 88L77 86H82V87H84L83 85H84V83H82V82H80V79H78V81L75 79V80H73L74 78L72 77H70V75H71ZM100 73H102V71H100ZM104 73H105V70H104ZM223 73V72H222ZM3 74V73H2ZM1 74V71H0V75H2ZM6 75L7 77L6 78H9V77H11V78H13V79H17V77L19 78L18 80L20 81L21 79H20V77L18 76V74H17V71H16V73H15V75L17 76H15L14 74V76L15 77H13V75ZM25 74V75H24ZM31 74V73H30ZM32 74H33V71H32ZM31 74V75H32ZM40 74V73H39ZM47 74V73H46ZM74 74V73H73ZM72 74V75H73ZM115 74V73H114ZM220 74V75H219ZM41 75V77H44V76H42V73L40 74ZM43 75H45V74H43ZM80 76H81V74H79ZM77 73L75 74V76L77 77V76H79ZM84 75V74H83ZM84 75V76H85ZM85 76L86 77V79H88V76ZM94 75V76H95ZM222 75V79H220V80H226L227 78H228V73H223V74H221V73H219V71H218V73L217 74H215V77H217V78H219V76H221ZM4 78H5V75L3 74L2 75ZM2 76L0 77V81H2L1 79H3L2 78ZM28 76H30L29 74H28ZM27 76V77H28ZM33 76V75H32ZM70 78H69V77ZM74 76V77H75ZM84 76H82V77H84ZM90 76H91V78H90ZM90 76H89V79H93V77H92V75L90 74ZM97 76H95L94 77V80L96 79V81L95 82H101L102 83V81H104V80H102L101 79V81H97V79H98V77ZM26 77V78H27ZM35 77H36V74H35ZM38 77V76H37ZM37 77H36V79H37ZM41 77H39V78H41ZM115 77H116V75H115ZM9 79V80H12V79ZM33 78H34V76H33ZM32 77H31V79H32V81L34 80H36V79H33ZM79 78V77H78ZM221 78V77H220ZM22 79H23V77H22ZM27 79H29V78H27ZM46 79H47V76H46ZM45 79V80H46ZM52 78H50L49 77V80H51ZM54 79V78H53ZM52 79V80H53ZM56 79V78H55ZM54 79V81H56V83L57 84H59V85H57L56 83H52V87L54 88V87H56V85L57 86H63V85H65V82H67V81H65V80H63V77L61 78V80H62V82L61 81H59V80H55ZM85 79V78H84ZM82 80V81H85V80ZM105 79V78H104ZM18 80H16V82L17 83H20L21 85H16V82L14 83V81H11V83H14L19 89H18V93H19V91L20 92H22L23 90L20 88V86H22V83H25L26 82V80H25V82H23V80H21L20 82H18ZM30 80V79H29ZM38 80V79H37ZM41 80V79H40ZM40 80H38L39 82H37V83H39V84H37V83H35L34 81V85H33V87L35 88H33L34 90H37V88H39V89H42L41 88V84L42 85H44L43 83H42V81L40 82ZM99 80H100V78H99ZM31 81V80H30ZM31 81V82H32ZM43 81H44V78H43ZM57 81H59V82H61V83H59V82H57ZM63 81H64V84H62L63 83ZM75 81V82H74ZM88 81V80H87ZM86 81V83H88L89 81L90 82H92L91 80H89L88 82ZM28 82V81H27ZM48 82V81H47ZM51 82H53V81H51ZM227 81H225V83H226ZM2 83H4V82H2ZM41 83V84H40ZM46 83V82H45ZM83 85H82V84ZM93 83H94V81H93ZM101 83H98V84H101ZM26 84H29V83H26ZM36 84H37V87H36ZM54 84H56V85H54ZM71 85V82H69V83H67V87H62V90H65L64 92H65V94L66 93H69V92H71V94H72V92H73V89H70L69 90V88H68V86H70ZM90 84H92V83H90ZM89 84V85H90ZM95 84V83H94ZM94 84H92L91 86L92 87H90V88H92V90H97L98 89V87H97V84H96V86L94 85ZM103 84V85H102ZM101 85H98L99 86V88H103V90L105 89V86H104V84H105V81H104V83H102ZM2 84L0 83V86H1ZM13 85V84H12ZM15 85H13V86H15ZM38 85H40V87H38ZM88 85V84H87ZM88 85V86H89ZM15 86V87H16ZM26 86V85H25ZM30 86V85H29ZM29 86H26V89L29 87ZM46 86H49V83H48V85L46 84L45 85V87ZM60 86V87H61ZM66 86V85H65ZM88 86L87 87H84V89L85 88H88ZM96 87V89H95V87ZM206 86L208 87V86H210V84L208 83V84H206ZM23 88H25L24 86H22ZM31 88H32V86H30ZM44 86H43V89L45 88ZM52 87H51V89H52ZM60 87H59V90H56L57 92H59V94H56L57 92L54 90V89H52V93L50 92V87H47L46 89L48 90V92H49V94L51 93V95L53 94V90L56 92H54V94H56V95H53V96H57V95H63L64 93L60 90ZM82 87H81V90H82ZM93 87H94V89H93ZM66 88H68V91H66ZM71 88H72V86H71ZM90 88L89 89H86V90H89L88 92H87V94L86 93H84L83 94V96H82V94L79 92L80 91V89H77V90H79V91H76V93H80L81 95H77L76 93V95L77 96H79V100H81V98H80V96H82V99L84 100V101H86V98H83V97H86V95H88V93L90 92ZM1 89V88H0ZM3 89V88H2ZM17 89V88H16ZM21 89V90H20ZM30 88H28L27 90H25V92H28V94H30V95H28V96H31V95H35L36 93H37V95H39V92H36L35 94L33 93V94H31V91L30 90H33V89H30ZM46 89H44V90H42V91H45ZM50 89V90H49ZM57 89V88H56ZM235 88H233L232 90H234ZM102 90V91H103ZM38 91V90H37ZM60 91H61V93H60ZM105 91V90H104ZM103 91V94L105 93ZM24 92V93H25ZM30 92V93H29ZM33 92V91H32ZM35 92V91H34ZM47 92V91H46ZM81 92H83V91H81ZM92 92V91H91ZM94 92V91H93ZM92 92V93H93ZM24 93H21L20 95H22V94H24ZM44 93V94H43ZM78 93V94H79ZM99 93H101V91L99 92L98 91V94ZM5 94V93H4ZM4 94H3V96H2V94L0 95V96H2V97H4ZM25 94H27V93H25ZM42 94V95H41ZM45 94H47V93H45V92H40V95L39 96H44ZM49 94H47V95H49ZM94 94V93H93ZM102 94V93H101ZM102 94V95H103ZM220 93H219V91L216 93V95H219ZM240 94H241V90L239 89V90H237L236 92H235V94H234V97L236 98V100L238 99V96H240ZM50 95V97L49 96H47L48 98H50L51 99V97H53V96H51ZM67 95V94H66ZM76 95H75V98H73L72 96V99L74 100V99H76V100H78L77 98H76ZM89 95H90V93H89ZM89 95H88V97H89ZM100 95V94H99ZM105 95V94H104ZM215 95V96H216ZM12 96H14V95H12ZM11 96V97H12ZM68 96H70V94L69 95H67L66 96V98L68 97ZM214 96V97H215ZM220 96V95H219ZM219 96H216L215 97V99H217V97H219ZM10 97V98H11ZM23 98H25L24 96H22ZM22 97L20 98V99H22ZM44 97H46V96H44ZM44 97H42L39 101H42V99L44 98ZM46 97V100L48 99ZM65 96L63 95L62 97H59V96H57L56 98H64ZM71 97H68L67 99H69V102H67L66 103V105L68 104V103H70V101L72 100V99H70ZM92 97H94V95H92ZM100 97H101V95H100ZM99 97V99H101V100H103L104 98H100ZM105 97V96H104ZM213 97V98H214ZM10 98H6L7 100H8V102L9 101H12ZM13 98H15V97H13ZM31 98H33L32 96H31ZM56 98H53V100H50V102L49 101H46L45 99H43V102H45V103H49L50 104V106H52V105H55L54 103H55V99ZM95 98H97V96L95 97ZM94 98V99H95ZM211 99V100H213V101H211L212 103L215 101V99ZM1 99H3V98H0V102H2V100ZM6 99H4L3 101H5ZM29 99V98H28ZM38 99H39V97H38ZM66 99V100H67ZM88 99V98H87ZM23 100V99H22ZM22 100H20L21 101V103H22ZM26 100H27V98H26ZM31 100V99H30ZM57 101H60V102H58V104H57V101H56V105H57V108L59 109V111H57V112H54V114H53V116L55 117V119H53V117H52V119H53V123H54V126H55V124L57 125V126H59V127H61V129H59V131L61 130V131H64V129H62V128H66L67 130H65L66 132L68 131V130H71V132L73 131V133H71V135L70 136H72L71 138H70V140H69V142H71V143H75V149L76 150H78L81 154L80 155H77V157L79 158V160H81V161H86V160H89L90 162L92 161V162H96V160H99V161H105L107 158H109L110 157V155H107V153L105 152V148L103 149V148H101L100 149V146L99 145H102V144H104V143H102L101 142V144H99V145H97V143H99V141H101L102 140V135H101V133H100V127L102 126H99L100 124H101V116H105V115H103V113H105V111L106 110H104V104H102L103 106V108L102 107H100L99 106V109H98V111H99V114H98V111H97V109H94V108H90V109H93V112H95L94 110H96L97 111V113H94V114H97V115H90V116H92V117H94V119L92 120V121H90L91 120V118L89 117V115H87L88 116V119H90L89 121L88 120H84V118H86V115H85V117H83V114H82V112H79V114L80 115H77V113H78V111H75L74 109L72 110V111H75V113H76V115H75V117H74V115H73V117L72 118H67V116H69L68 114L69 113H71V110H69L68 108H69V106H71V109H72V107H74V105L72 106L71 104H69V106L66 108V107H64L65 106V102H66V100L65 99H61V100H59V99H56ZM63 100H64V102H63ZM71 101V102H75V101ZM78 100V101H79ZM83 100H82V102H83ZM91 99L89 98L88 99V101L89 102H92L93 100H91ZM97 100V102L98 101H100V100H98V99H96ZM14 101V100H13ZM20 101H18V102H20ZM23 101H25V100H23ZM63 103H62V102ZM217 101V100H216ZM8 102H6V103H8ZM14 102H16V101H14ZM18 102L16 103V105H18ZM27 102V101H26ZM53 102V103H52ZM81 102V101H80ZM80 102H75L76 104L77 103H80ZM88 102V103H89ZM96 102V101H95ZM102 102V101H101ZM104 102V101H103ZM209 102H210V100H209ZM21 103H19V104H21ZM51 103H52V105H51ZM74 103V104H75ZM83 103H87V101L86 102H83ZM94 103V102H93ZM2 104L4 105V103L2 102ZM9 104H10V102H9ZM8 104V105H9ZM23 105H24V102L22 103ZM20 105V106H22L23 107V105ZM75 104V105H76ZM98 104V103H97ZM96 104V106H98ZM8 105H6L7 107H9ZM44 105V104H43ZM42 105V106H43ZM80 105L81 104H77V106H79L80 107ZM87 105V104H86ZM85 105V106H86ZM100 105H101V103H100ZM1 106V105H0ZM5 106V105H4ZM3 106V108H5ZM45 106V105H44ZM49 106V105H48ZM77 106L75 107L76 109H77ZM84 106V105H83ZM82 106V107H83ZM88 106V105H87ZM94 107H95V105H93ZM92 106V107H93ZM7 107L5 108V109H7ZM47 107V106H46ZM45 107V108H46ZM52 107H54V106H52ZM52 107H50L51 109H52ZM82 107H80V108H82ZM89 107H91V106H89ZM16 108H18L17 106H16ZM44 108V107H43ZM54 108H56V107H54ZM52 109V110H55V109ZM57 108H56V110H57ZM64 108H66V109H68V111H66V110H64ZM88 108V107H87ZM1 109V108H0ZM5 109H3V110H5ZM19 109H22V108H19ZM19 109H17L18 111H19ZM49 109V108H48ZM48 109L46 108V110L45 111H43V112H41L40 111V114L41 113H43V115L45 114H47L48 113ZM50 109V110H51ZM85 109V111L83 110V112L84 113H86V114H88V113H91V114H93L92 113V110H91V112H86L88 109H86V108H84ZM89 109V110H90ZM3 110H0V111H3ZM9 110V109H8ZM44 110V109H43ZM61 110V111H60ZM78 110H79V108H78ZM18 111H17V113H18ZM64 111H66L65 112V114H67V116L66 117H64V119L65 118H67V119H69V120H67V119H65V120H67V122H63V120L61 119V117H63L62 116V113H64ZM20 112V111H19ZM38 113H39V110L37 111ZM37 112H36V114H37ZM45 112V113H44ZM47 112V113H46ZM60 112V113H59ZM53 112L51 111L49 114H52ZM57 113H59V114H57ZM74 113V114H75ZM10 114V113H9ZM8 114V115H9ZM65 114H63L64 116H65ZM73 114V113H72ZM82 114V115H81ZM106 114V113H105ZM232 115H237L238 114V110H237V108H234V110L232 111V113H231ZM10 115H13V114H10ZM9 115V116H10ZM15 115V116H14ZM13 116L14 117H17L18 115H16V114H14ZM38 115V116H37ZM36 115V117H34V119H35V121L37 120V121H39L40 120V118H42L43 116H41L40 115V117H39V114H37ZM44 115V116H45ZM48 115V114H47ZM100 115V116H99ZM9 116H8V118H9ZM34 116H35V114H34ZM58 116V117H57ZM72 116V115H71ZM76 116H77V118H76ZM78 116H81V118H83V121H80V120H78L80 117H78ZM97 116H98V118L100 117V121L98 122V118H97ZM12 117V116H11ZM10 117V118H11ZM14 117H12V118H14ZM70 117V116H69ZM8 118H6V121H7V119ZM37 118V119H36ZM46 118V117H45ZM48 118H50L49 116H48ZM48 118H47V121H48ZM74 118H76L78 121H76V119H74ZM15 119V118H14ZM34 119H32V120H34ZM43 119H44V117H43ZM102 119H103V117H102ZM94 120H97V122H98V124H96L97 122L95 121L94 122ZM31 121V120H30ZM36 121V122H37ZM41 121H43L42 119H41ZM44 121H46V120H44ZM52 121V120H51ZM8 122V121H7ZM12 122H13V120H12ZM36 122H34L33 121V123H36ZM90 122H92L91 124H90ZM8 123H11V121L10 122H8ZM32 123V122H31ZM39 123H40V121H39ZM48 123L50 124V123H52V122H50V121H48ZM47 122H46V124H48ZM89 123V125H87ZM44 124H45V122H44ZM48 124V125H49ZM48 125H43V126H45V128L47 129V126ZM51 125V124H50ZM48 126L49 128L51 127V126H53V124L51 125V126ZM42 126V130L44 129V127ZM11 127V126H10ZM68 127H69V129H68ZM7 129H9V128H7ZM6 129V130H7ZM11 129V131H12V128H10ZM57 129V128H56ZM49 130V129H48ZM47 130V131H48ZM101 130H102V127H101ZM8 131H10V130H8ZM44 131H45V129H44ZM46 132V131H45ZM87 132V133H86ZM68 133H69V131H68ZM227 135V134H226ZM180 140H183V138H180ZM132 143L131 142H128L126 145H125V147H129L130 145H131ZM102 146H104V145H102ZM101 146V147H102ZM206 146V145H205ZM12 147V146H11ZM196 147V146H195ZM204 147V146H203ZM208 147V148H207ZM207 147H205L206 149H199V148H193V149H190V148H184V149H177L176 151H177V153H176V155H175V158H176V161L177 162H183L185 165H186V168H188V167H190V166H192V164H194L196 161H198L200 158H202V162L204 163L203 164V168H201L198 172H196V173H193L192 174V179H193V182H192V184H193V186H187V188H184L183 186H182V183H181V180H182V174L180 173V171L178 170V169H176L175 167H171V168H169V169H166L165 170V167L162 165V162H163V160H169V156H167V155H164V154H160V159L156 162V163H154L153 164V166L147 171V177H145L144 176V174H141V175H138V176H135L134 177V179H133V181L130 183V187L131 188H134V194L133 195H115L107 186H108V182H107V177H106V180H104V177H103V174H104V169H101L100 167V169H95V168H92V169H90V173H85V174H80V171H79V169L78 168H80V166H76L75 167V170L73 171V170H69V171H67V178L65 179H63V181L59 178V179H56V182L54 183H48V180H47V182H45V186H43V183H42V186L41 185H39L40 186V188H39V191H40V189H41V191L43 192V194H44V196L42 197V192H41V194L42 195H40L41 197V200H42V198L44 199V201H45V203H46V200H47V203H48V201L50 202V200H51V198H48V197H51V196H53L54 195V193H53V190L55 189V187H54V189H52V186L50 187L51 188V191H50V189H48V186L49 185H55L56 183H57V195L55 196V199L57 200V197L59 198V200L61 201V202H63V201H65V204H66V201H67V203H69V206H66V205H64V204H62L60 201L58 202V206H59V208H60V213L59 214H61V216H59L60 218H61V220H62V217H64V218H66L64 215L66 214V213H63L62 214V212H64V209H66V208H62V207H60V206H65V207H67L68 209H69V211L71 212H73V214L72 215H74V216H72L73 218L75 217V219L77 218V213L79 214H84V213H88V214H86L87 216H89V220H83V221H85L82 225L83 226H86V225H84L86 222V224L88 225L89 223V221L90 222H92L93 223V226H94V228H92L93 226H91V228L92 229H94V231H95V233L94 234H92V235H95L96 236V238H97V233H99V234H101V233H105V235H104V233L102 234V235H104V236H106L107 238L105 239V240H97L96 241V239H95V241L93 240L92 241V238L94 239L95 237H90V239H89V237H87L86 236V233L83 235V237H82V233L80 234L81 236L80 237H82L83 239H85L86 237H87V239L86 240H84L85 241V244L83 243L84 241H82V242H80L81 240H83L82 238H80L79 240V242H80V244L82 245V246H80V244L78 243V245H79V247L80 248H82L83 246H85L83 249H84V251L81 249V251H83V253H81L80 255H82L83 254V259H84V261L86 262V263H91V264H209L210 262H208L209 261V255H210V253H213L215 256H217V257H220L221 255H222V250H220L221 249V244L216 240V244H217V248L215 249V250H213V247H212V249H210V247L207 245L208 243H210V241L209 240H211V241H213L214 239H215V237H213L214 235H215V233H212V235H210V234H207V229L208 228H210V227H212L214 230H216L215 228V226L211 223L213 220H214V218L217 216L218 217V215L219 214H223L222 213V209L223 208H225V207H227L226 205H228V204H230L231 203V201L230 200H228L229 198H228V196H227V193L224 191V188H225V186H223V185H221L220 183H219V181H220V175H221V170L220 169H217L218 168V166H220V164L219 163H221V162H219L218 164V166H217V164H216V162H218L219 160H220V158H219V160L217 161L216 159H218V157H215V155H216V151H215V155H214V153H213V146L212 145H208ZM13 149L14 148H16L17 149V147L16 146H13L12 147ZM131 148V149H130ZM129 149L131 150L130 152L132 153V155H134L135 156V158L134 159H132V157L130 158V160L131 161H129V160H126V164H125V166L126 167H129L130 169L128 170L129 172H132L133 170H131L134 166H135V164H136V162H137V159L138 158H141V154L143 153L142 151H139V150H136V148H135V146H134V144H132V146L130 147ZM15 149V153H18L17 151H18V149L16 150ZM8 150V149H7ZM102 150H104V151H102ZM126 150H128V148L126 149ZM12 151V150H11ZM129 151V150H128ZM128 151H127V154H129L128 153ZM8 153V152H7ZM75 153V152H74ZM113 155H115L114 153H112ZM112 154H111V157H112ZM8 156H9V153L7 154ZM118 157H120L119 156V152H117V154H116ZM115 155V156H116ZM162 155H164L163 157H162ZM4 157V156H3ZM7 156H6V154H5V157L3 158V159H5ZM114 157V156H113ZM162 157V158H161ZM1 160V161H7V159L6 160ZM222 159V158H221ZM103 161V162H104ZM129 161V162H128ZM91 162V163H92ZM128 162V163H127ZM212 162L217 166L216 168L214 167V165H211L212 164ZM96 163H98V161L96 162ZM95 163V164H96ZM5 163H3V165H4ZM101 164V162H99V164L98 165H100ZM167 164H171L170 162H164V165H167ZM223 164V163H222ZM0 165H2V164H0ZM0 166V167H3V169H6V167H5V165L4 166ZM98 165H97V167H98ZM102 165H103V163H102ZM7 166V165H6ZM95 166V165H94ZM125 166H124V169H125ZM5 167V168H4ZM57 167V165L55 166V168ZM69 167H71L69 164H68V167L67 168H69ZM222 167V166H221ZM220 168V167H219ZM0 169H2V168H0ZM3 169H2V172H1V170H0V175H2L3 174ZM8 169V168H7ZM223 169V168H222ZM127 171V172H128ZM219 171H220V173H219ZM35 172V171H34ZM37 172V174H40V175H42V174H44L45 173V169L41 166V168H40V170L38 171H36ZM222 172H224V169L222 170ZM2 173V174H1ZM63 177V176H62ZM61 177V178H62ZM103 177V178H102ZM38 178V177H37ZM58 178V177H57ZM36 179V178H35ZM53 179H55L54 177L52 178V180ZM206 179L207 180H210V179H214V181L216 182V186L215 187H213V190L211 189V191H208V192H206L205 191V182H206ZM59 180H60V182L62 183V184H59L60 182H59ZM45 181V180H44ZM43 181V182H44ZM104 182V183H103ZM106 182V183H105ZM64 184V186H62ZM106 184V185H105ZM0 185H1V187H2V184L0 183ZM209 185V184H208ZM139 186L141 187V188H139ZM136 188H137V190H136ZM38 190V189H37ZM198 190H201V192H197ZM38 191V192H39ZM49 191V192H48ZM55 191H56V189H55ZM196 191V192H195ZM1 192V191H0ZM220 192V193H219ZM53 194V195H52ZM48 196V197H46V196ZM172 195H175V196H177V197H179V199L176 201L175 200V202H174V199L172 198ZM1 197H2V195H1ZM0 197V198H1ZM45 197V198H44ZM48 199H50V200H48ZM52 200H53V197H52ZM43 200H42V202H44ZM226 202V204L224 205V203ZM230 202V203H229ZM44 203V204H45ZM46 203V204H47ZM59 203L60 204H62V205H59ZM50 204V203H49ZM68 205V204H67ZM68 211V212H69ZM65 212H66V210H65ZM70 214V213H69ZM69 214H67V215H69ZM66 215V216H67ZM92 215L93 216H96L95 218L94 217H92ZM99 218H98V217ZM44 217V216H43ZM67 217H71L70 215L69 216H67ZM71 217V218H72ZM92 217V218H91ZM71 218H69L68 220H67V218H66V220L68 221V223L69 222H71L70 221V219ZM72 218V219H73ZM75 219H73V220H75ZM78 219V218H77ZM91 219H92V221H91ZM81 220V219H80ZM80 220H79V222L77 221V220H75V221H77L78 223H80ZM44 221V220H43ZM42 221V222H43ZM82 221V220H81ZM82 221V222H83ZM64 222H65V219H64ZM64 222H62V223H64ZM94 222H95V225H94ZM224 222V224H225V222L226 221H222L221 223H223ZM67 223V222H66ZM73 223V222H72ZM72 223H70V224H72ZM70 224H69V226H70ZM74 224V223H73ZM81 224V223H80ZM224 224H223V226H224ZM63 225V224H62ZM61 225V223H60V226H62ZM76 225H79V224H77L76 223ZM81 225V226H82ZM91 225V224H90ZM222 225V224H221ZM226 225V224H225ZM64 226H67L66 224L64 225ZM75 226V225H74ZM73 226V227H74ZM80 226V227H81ZM82 226V227H83ZM89 226V225H88ZM87 226V227H88ZM222 226V227H223ZM82 227L79 229V227H77L79 230H81L82 229ZM87 227H85V229H86V231L88 230L87 229ZM90 227V226H89ZM222 227H217V228H221L220 230H222L223 228ZM68 228V230H71V228L70 227H67ZM90 228V229H91ZM66 229V227H64V229H62V230H65ZM74 229V228H73ZM77 229V230H78ZM83 229H84V227H83ZM91 229V230H92ZM61 230V231H62ZM224 230V229H223ZM226 230H228V228H227V225H226ZM73 231H75V230H73ZM67 232V231H66ZM69 232H71L72 233V230L71 231H69ZM91 232H93V231H91ZM101 232V233H100ZM70 233V237H75L76 236V239L78 238V236L79 235H75L74 233H76V232H73V234L75 235V236H72L73 234H71ZM78 233V232H77ZM88 233V232H87ZM63 234H64V231H63ZM89 234V233H88ZM202 234H203V236H204V238H202ZM66 235H67V233H66ZM69 235V234H68ZM208 235H209V238H212V239H209L208 238ZM61 236H62V232H61ZM64 236H65V234H64ZM84 236H85V238H84ZM90 236V235H89ZM101 236V235H100ZM99 236V238L98 239H101L102 237H100ZM103 236V237H104ZM63 237V236H62ZM61 238V237H60ZM73 238H71L72 240H73ZM63 239V238H62ZM66 239H67V236H66ZM204 239H207V244H205L203 241H204ZM68 240V239H67ZM87 240H91V244H92V246H90V245H88L89 244V241L87 242ZM222 240V239H221ZM63 241V240H62ZM70 241V240H69ZM74 241V243H76L77 242V240H73ZM76 241V242H75ZM64 243H65V240H64ZM83 243V244H82ZM86 243H87V245H86ZM67 244V245H66ZM73 244V243H72ZM70 245V244H69ZM68 243L66 242L65 244H64V246L66 247L67 246V248H68ZM76 245V244H75ZM74 245V246H75ZM77 245V246H78ZM49 246V245H48ZM62 246V245H61ZM63 246V247H64ZM71 246V245H70ZM69 246V247H70ZM86 246H88L87 248H88V250L86 251L85 249H87L86 248ZM52 247V246H51ZM79 247H77V249H76V247H75V250H77V251H73L74 253L73 254H75L74 256H76L77 254H78V249L80 250V248ZM57 248H60V250H62V252L60 251V252H57V253H62V259H63V263L65 262V260H64V257H66L64 254H65V252H63V248L62 247H57ZM67 248H64V249H67ZM46 250H43V252L44 251H48V249L50 250V252L52 251V249H50V247L47 249V247L45 248ZM72 248H70V250L69 251H72L71 250ZM55 250V249H54ZM81 251H79V253L81 252ZM86 251V252H85ZM42 252V253H43ZM76 252V253H75ZM85 252V253H84ZM90 252H92L91 253V255H89L88 253H90ZM226 254H227V248L225 249V251H224ZM51 253H53V251L51 252ZM56 253V252H55ZM69 252L67 251V254H68ZM48 254V253H47ZM50 254V253H49ZM44 255V254H43ZM42 255V256H43ZM46 255V254H45ZM51 255V257H52V254H50ZM53 255H55L56 257H59V259H61L60 258V256L59 255H57V254H54L53 253ZM70 255V254H69ZM79 255V254H78ZM261 255H262V253H261ZM260 255V256H261ZM55 256H53L54 258H55ZM64 256V257H63ZM264 256V255H263ZM50 257V256H49ZM68 257H70V256H68ZM72 257H73V255H72ZM77 258H78V256H76ZM43 258V257H42ZM45 258V257H44ZM43 258V259H44ZM54 258H53V260H54ZM75 258V257H74ZM73 258V259H74ZM77 258L76 259H74V261L75 262H77L76 260H77ZM82 258L80 259V256H79V259L82 261L81 263L83 264V260H82ZM261 258H263L262 256H261ZM56 259V258H55ZM59 259H57L56 261H59ZM61 259V260H62ZM67 259V258H66ZM69 259H71V258H69ZM78 259V260H79ZM46 260H48L49 261V263H50V260L51 259H49V258H47ZM55 261V263H57ZM68 261V260H67ZM47 262V261H46ZM53 261H51V264H53L52 263ZM72 262H73V260H72ZM80 262V261H79ZM84 262V263H85ZM48 263V262H47ZM54 263V264H55ZM60 263H62V262H59V264ZM66 263V262H65ZM71 263V262H70ZM69 263V264H70ZM74 263V262H73ZM78 263V262H77ZM89 263V264H90ZM67 264V263H66ZM75 264V263H74ZM80 264V263H79ZM211 264V263H210Z\"/></svg>",
    "mask_w": 264,
    "mask_h": 264
}]
</instances>
